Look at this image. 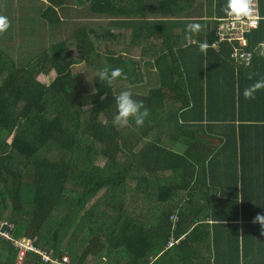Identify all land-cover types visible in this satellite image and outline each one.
<instances>
[{
  "label": "trees",
  "instance_id": "obj_1",
  "mask_svg": "<svg viewBox=\"0 0 264 264\" xmlns=\"http://www.w3.org/2000/svg\"><path fill=\"white\" fill-rule=\"evenodd\" d=\"M45 1L43 18L59 24L58 35L40 30L37 42L0 46V223L10 232L0 236V264H52L41 252L71 256L72 264H264V227L255 220L264 215V155L259 182L253 176L249 188L253 163L233 156L225 165L230 188L213 190L205 206H179L187 187L180 181L172 194L168 183L183 173L173 161L183 157L172 148L202 136L193 129L203 123L207 130L222 123L234 144L264 129V89L250 99L242 94L264 79L256 49L264 41V0L259 28L247 35L248 66L232 58L237 42L212 48L227 0ZM68 4L89 14L71 32L57 11ZM193 22L200 31L186 33ZM7 30L0 43L15 44ZM81 62L94 72L88 83L74 74ZM144 65L155 68L148 80ZM104 66L125 75L100 81ZM122 90L149 110L143 126H114ZM206 160L200 174H207ZM207 178L224 182L214 173ZM251 241H259L255 252Z\"/></svg>",
  "mask_w": 264,
  "mask_h": 264
},
{
  "label": "crops",
  "instance_id": "obj_2",
  "mask_svg": "<svg viewBox=\"0 0 264 264\" xmlns=\"http://www.w3.org/2000/svg\"><path fill=\"white\" fill-rule=\"evenodd\" d=\"M47 5H49V3L45 0H0V16L7 17L9 26H12L11 30L6 29L9 32H6L5 34L8 39L14 37L13 40H15V44L13 42L0 43V46H18L21 44L19 41L25 39L37 42L42 35L40 30H46L45 32L49 34L52 32L53 35H58L60 30L59 24H47V21L43 18L45 17L43 13L47 9ZM79 7L78 4H71V6L68 4L65 7L57 9L64 25L66 26V30L68 28L69 32L73 30L74 26L77 27L80 22L85 21L89 16V14L86 13V10H83L81 7L79 9ZM50 16L51 18H54L53 14ZM258 28L259 26L257 29ZM257 29L253 31H256ZM3 34L1 38L5 39ZM0 42H2V40ZM262 45H264V41L260 42L256 49L261 50L260 46ZM260 55H264V50H262ZM145 68L146 65H144V69ZM144 72L146 74V71ZM149 78L150 76L148 73L146 79L148 80ZM221 125L222 123L215 124L210 130H207V123H203L202 126L204 128L198 130L193 129V131L199 133L202 132V136L195 135L194 142L190 144L188 143L187 147L185 145H174L172 148L175 149V152L178 153L179 156L183 157L173 158V161L179 165L177 167L180 168L183 173H178V182H175L174 179L168 182L172 186V194H176L175 184H179L180 181H182V184L185 183L187 187V190H180L181 193L179 199L175 202L179 206H194L193 202L199 203V201L205 206L207 201L213 196V190H217V193L222 191L226 194L230 187L225 181L224 176L232 173V170L226 169L225 165L232 160L233 156H236L235 159H237V162L239 163H242L241 161L253 163L252 168L248 169L249 180L246 187H250L253 176L255 177V181L259 182V161L262 158L261 156L264 155V129L261 132H255V130H252L251 133L248 132L247 134H244L243 138L236 140L234 144L232 140H228V138L222 134L224 131L220 128ZM189 126L192 127L196 125L193 124ZM207 132L209 133L208 135ZM250 135L252 136L251 138L248 137ZM245 139L250 141L249 144L246 145ZM260 146L262 147L259 149ZM206 157L205 168L207 169V174L210 175L211 173H214L216 176L215 179L224 182L220 184L212 183L210 185V179L207 178V174H200L199 167L201 166L202 160ZM257 160L258 162L256 166H254V163ZM200 176L202 177V180L198 183ZM213 186L215 187L214 189ZM191 190H193L192 194L189 193ZM211 245L213 248H217L216 241H213ZM249 245L252 246L249 247V249L255 252V249L259 248V241H251ZM188 246L194 249L197 248V244H189ZM181 249L182 248H180V250Z\"/></svg>",
  "mask_w": 264,
  "mask_h": 264
},
{
  "label": "clouds",
  "instance_id": "obj_3",
  "mask_svg": "<svg viewBox=\"0 0 264 264\" xmlns=\"http://www.w3.org/2000/svg\"><path fill=\"white\" fill-rule=\"evenodd\" d=\"M224 11L227 15L240 17H248L252 14L251 0H227ZM227 17V16H226ZM224 17V18H226ZM9 27L7 17L0 16V32L5 31ZM199 23H188L185 26L186 33H198L201 29ZM199 51L204 52L207 48L205 42L198 45ZM125 74L120 68H109L104 66L98 70V78L100 81H107L112 84L118 78H122ZM251 78V77H249ZM264 89V79H257L254 83L243 89V96L245 99L255 97V93ZM116 112L113 117L114 126H128L134 123L136 126H143L145 120L149 116V110L144 107L143 101L133 98L131 92L122 90L115 96ZM262 227H264V215L258 214L255 218Z\"/></svg>",
  "mask_w": 264,
  "mask_h": 264
},
{
  "label": "built area",
  "instance_id": "obj_4",
  "mask_svg": "<svg viewBox=\"0 0 264 264\" xmlns=\"http://www.w3.org/2000/svg\"><path fill=\"white\" fill-rule=\"evenodd\" d=\"M251 7L252 14L248 17L237 18L227 15L226 18L220 19L216 32L217 39L212 45L213 49L219 50L220 45L224 42H237L239 47L232 54V58L236 63L244 64L245 66H248L252 61V54L246 51L248 47L247 35L257 29L259 21L261 20L258 0H251ZM260 49L257 50L262 52L264 45L260 46ZM5 225L0 223V236L10 238V232L6 230ZM22 254L24 255V253ZM40 254H42V259L45 262H51L52 264H72L70 256L67 255L60 259L52 258L49 254L43 252Z\"/></svg>",
  "mask_w": 264,
  "mask_h": 264
},
{
  "label": "rangeland",
  "instance_id": "obj_5",
  "mask_svg": "<svg viewBox=\"0 0 264 264\" xmlns=\"http://www.w3.org/2000/svg\"><path fill=\"white\" fill-rule=\"evenodd\" d=\"M20 42H22V41H20ZM13 51L16 52V50H13ZM138 55H139L138 50L137 49H132L131 57L133 58V60H135V62H137L139 60V56ZM154 70H155V68L153 66H150V67L144 69V71H146V73H150V71H154ZM73 71H74L75 76H77L78 80H82L83 78H85L83 80V82H86V83L91 81V79H93V76H94V74H92L94 72L87 70V66L83 62H81L78 65H75ZM37 79L39 81H41L42 83L49 82V81H47L46 76H43V75H38ZM81 86H84V85L81 84ZM11 140H12L11 138L7 137V142L8 143H10ZM103 164H104V160H98L97 165L103 166ZM18 239L16 240L17 243H18ZM14 243H16V242H14ZM70 258H71V256H70Z\"/></svg>",
  "mask_w": 264,
  "mask_h": 264
}]
</instances>
